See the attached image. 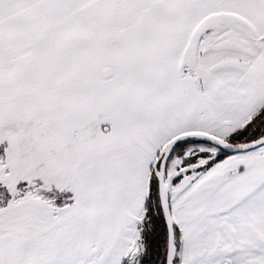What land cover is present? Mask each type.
I'll return each mask as SVG.
<instances>
[{"label":"snow or ice","instance_id":"6c2138e0","mask_svg":"<svg viewBox=\"0 0 264 264\" xmlns=\"http://www.w3.org/2000/svg\"><path fill=\"white\" fill-rule=\"evenodd\" d=\"M0 264H264V0H0Z\"/></svg>","mask_w":264,"mask_h":264}]
</instances>
